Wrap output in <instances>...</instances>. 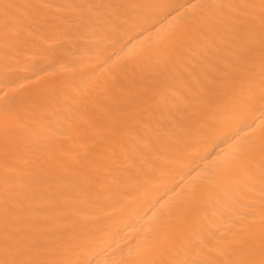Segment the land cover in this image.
<instances>
[{"label": "bare ground", "instance_id": "1", "mask_svg": "<svg viewBox=\"0 0 264 264\" xmlns=\"http://www.w3.org/2000/svg\"><path fill=\"white\" fill-rule=\"evenodd\" d=\"M249 3L0 0V115L13 113L0 120V259L7 235L92 264H176L259 230L258 10L251 52L247 10L217 18ZM219 60L234 75L198 92ZM238 144L247 167L229 164Z\"/></svg>", "mask_w": 264, "mask_h": 264}, {"label": "snow or ice", "instance_id": "2", "mask_svg": "<svg viewBox=\"0 0 264 264\" xmlns=\"http://www.w3.org/2000/svg\"><path fill=\"white\" fill-rule=\"evenodd\" d=\"M8 7V6H6ZM244 8L247 10L246 15L240 19L241 25H249L246 32V38L242 42V47L245 51L251 52L254 50L256 35L254 28L251 27L255 20V13L258 10L259 16V48L261 58V77L264 84V0H259V4L249 3L244 5L221 4L218 6V19L225 18L229 15L230 10ZM234 75L231 63L228 60H219L210 63L203 73L198 77L197 91L202 88L205 91H211L213 88H218L222 82ZM203 95V94H201ZM260 102L264 107V87L261 89ZM201 103L209 106L210 100L204 96ZM244 107H248L245 105ZM13 113L9 108H6L0 120L4 121V126H8V122L12 119ZM260 199L258 214L254 210L251 218L258 219L260 223L257 231L251 225L245 227L240 233L233 234L221 247L220 245L212 248L207 255L218 253V258L209 259L207 255L204 258L183 260L176 264H264V125L260 130ZM7 150V148H6ZM249 146L238 144L233 150V156L236 158L229 161V164H239L242 167H247L246 161L243 159L244 154L249 152ZM252 208V205H249ZM10 212L12 209H6ZM246 217L248 213L244 214ZM4 258L0 259V264H92L90 259L80 260L71 259L66 255L67 250H61L58 246L49 247L46 242L33 240L25 247H13L9 244V237L6 235L4 240ZM195 249V245H193ZM203 251V248L195 249Z\"/></svg>", "mask_w": 264, "mask_h": 264}]
</instances>
